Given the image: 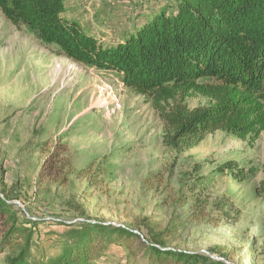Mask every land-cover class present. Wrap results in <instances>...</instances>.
Wrapping results in <instances>:
<instances>
[{
	"label": "rangeland",
	"instance_id": "1",
	"mask_svg": "<svg viewBox=\"0 0 264 264\" xmlns=\"http://www.w3.org/2000/svg\"><path fill=\"white\" fill-rule=\"evenodd\" d=\"M168 2L66 0L63 17L115 46ZM211 103L197 93H173L157 104L117 74L65 58L0 12V179L19 211L42 222L33 257L51 254L50 234L66 230L58 221L134 229L145 220L166 232L169 248L206 253L220 246L231 264H264V195L257 193L264 184V132L239 140L216 131L189 149L165 144L164 116L172 108ZM52 155L56 169L44 178ZM9 252L0 254V264ZM104 259L126 261L120 250Z\"/></svg>",
	"mask_w": 264,
	"mask_h": 264
},
{
	"label": "trees",
	"instance_id": "2",
	"mask_svg": "<svg viewBox=\"0 0 264 264\" xmlns=\"http://www.w3.org/2000/svg\"><path fill=\"white\" fill-rule=\"evenodd\" d=\"M65 2L0 0V12L65 58L113 72L126 88L157 104L173 93L209 99L207 108L176 105L164 116L167 147L189 149L216 131L239 140L264 132V0H173L150 12L115 46H103L78 21L65 19ZM54 158L44 178L56 169ZM225 169L238 175L234 164ZM262 188L257 193L263 196ZM41 223L19 211L0 179V254L10 251L6 264H106L104 258L116 250L125 256L121 264H231L220 246L206 253L167 247L166 232L145 220L134 229L88 220L55 222L66 230L50 234L55 238L51 254L34 258L33 236Z\"/></svg>",
	"mask_w": 264,
	"mask_h": 264
}]
</instances>
